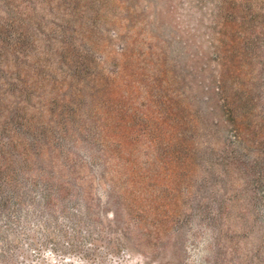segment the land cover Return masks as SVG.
I'll return each mask as SVG.
<instances>
[{
    "label": "rangeland",
    "instance_id": "rangeland-1",
    "mask_svg": "<svg viewBox=\"0 0 264 264\" xmlns=\"http://www.w3.org/2000/svg\"><path fill=\"white\" fill-rule=\"evenodd\" d=\"M95 89L118 171L58 136ZM0 264H264V0H0Z\"/></svg>",
    "mask_w": 264,
    "mask_h": 264
},
{
    "label": "trees",
    "instance_id": "trees-1",
    "mask_svg": "<svg viewBox=\"0 0 264 264\" xmlns=\"http://www.w3.org/2000/svg\"><path fill=\"white\" fill-rule=\"evenodd\" d=\"M124 50L123 55L125 56L128 48L125 47ZM117 70L120 72L122 68ZM96 90L92 95V104H61L59 107L61 124L57 128L58 136L63 139L74 137L76 141L80 140L81 137L87 138L91 142H96L98 144V151L103 157L104 165H108L111 159L115 161L114 165L118 171V169H122L125 166L122 157L124 146V136L122 135L126 127L125 115L128 107L125 104H107L108 101L104 96L105 91ZM97 99L100 100V104H95L97 103ZM145 106L146 110H148L149 104H145ZM172 109L170 107L167 113H170ZM131 111L134 114L133 109ZM36 126L34 139L31 138V144L34 146L40 145V147L47 149L50 153V161L54 162L59 154L58 151L62 147L58 142L55 143V140L57 141V138H54L56 129L47 124H37ZM112 131L114 134H111ZM41 134L44 135V141H40ZM54 144L57 145V148L53 147ZM64 158L70 159V154H64ZM114 172L116 170H113ZM107 173L108 171L106 170L105 175L106 178L108 177L110 183L111 196L113 195L124 200V193L117 192L119 187L116 181L112 176H108L109 174ZM123 190L126 191L125 186Z\"/></svg>",
    "mask_w": 264,
    "mask_h": 264
}]
</instances>
